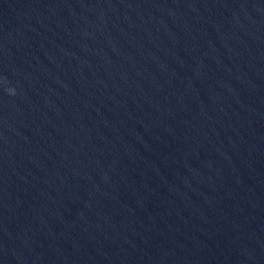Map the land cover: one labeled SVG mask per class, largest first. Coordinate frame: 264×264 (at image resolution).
<instances>
[{"label":"water","instance_id":"water-1","mask_svg":"<svg viewBox=\"0 0 264 264\" xmlns=\"http://www.w3.org/2000/svg\"><path fill=\"white\" fill-rule=\"evenodd\" d=\"M0 264H264V0H0Z\"/></svg>","mask_w":264,"mask_h":264},{"label":"clouds","instance_id":"clouds-1","mask_svg":"<svg viewBox=\"0 0 264 264\" xmlns=\"http://www.w3.org/2000/svg\"><path fill=\"white\" fill-rule=\"evenodd\" d=\"M8 91H9L10 94H13V95L15 94V89L14 88H10V89H8Z\"/></svg>","mask_w":264,"mask_h":264}]
</instances>
